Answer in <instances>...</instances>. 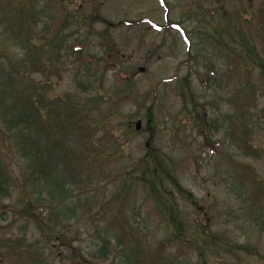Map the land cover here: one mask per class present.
I'll list each match as a JSON object with an SVG mask.
<instances>
[{
    "label": "rangeland",
    "instance_id": "rangeland-1",
    "mask_svg": "<svg viewBox=\"0 0 264 264\" xmlns=\"http://www.w3.org/2000/svg\"><path fill=\"white\" fill-rule=\"evenodd\" d=\"M263 13L264 0H0L1 100L24 114L29 85L44 91L45 111L57 109L53 101L61 110L71 95L91 118L101 116L87 135L92 143L106 131L119 139L112 155L90 165L92 191L81 179L55 206L46 187L30 190L36 208L28 212L19 186L0 193V264H149L139 261L141 247L161 242L166 254L180 248L175 264H264V196H254L256 184L248 180L255 174L264 186V75L235 53L243 38L264 48ZM51 47L54 58L34 67L30 53L44 48L47 59ZM201 119L211 124L205 131ZM232 126L244 139L228 135ZM33 129L45 143L47 132ZM9 135L0 138V161L16 177L25 157L14 140L20 134ZM71 136L70 146L83 152ZM158 153L184 191L161 171L154 177L160 189L150 188ZM133 167L134 179L125 180L122 173L131 175ZM55 178H48L50 188ZM124 182L127 199L115 201ZM164 195L182 220L178 237ZM40 209L41 217L32 214ZM59 212L64 228L54 225ZM121 218L133 235L123 236ZM203 230L205 247L196 239ZM103 242L107 248L99 247Z\"/></svg>",
    "mask_w": 264,
    "mask_h": 264
},
{
    "label": "trees",
    "instance_id": "trees-1",
    "mask_svg": "<svg viewBox=\"0 0 264 264\" xmlns=\"http://www.w3.org/2000/svg\"><path fill=\"white\" fill-rule=\"evenodd\" d=\"M262 18H264V13ZM263 22L260 21V23ZM261 38L264 42V29L261 31ZM243 42L245 43V47L241 50L236 51L237 55L241 58L246 60L250 65H258L260 68L261 73L264 75V48L259 49L257 46L253 43H249L243 38ZM44 49V48H43ZM42 49V50H43ZM231 49V48H230ZM41 50V51H42ZM233 50V49H232ZM38 51L37 54H31L29 57V61H34V67H41L44 69V66H46L45 62L50 61L54 58L56 55V51L54 54V50L51 47V49H48V53H52L48 56L47 59L44 58V54L46 53L45 50ZM40 55V56H39ZM38 56V57H36ZM43 62V64H42ZM25 63V62H24ZM44 65V66H43ZM33 89L31 90L32 86L29 85L28 89L26 88L23 93L25 94V102L28 105L27 110L24 114H21L17 110L16 103H10L1 100L0 98V119H1V126H0V138L1 141L5 139L6 133L12 134L9 135L11 138H13L17 133L20 134V140L15 139L17 141V152L20 153L19 157H25L21 174L19 176H11L9 173L10 165L8 161H4L1 159L0 161V193H11V187L19 186L22 190V195L20 196L19 200L21 203V209L25 212H28L29 208L31 211L32 206L36 208L35 204L33 205L32 200L29 198V191H37L41 190L43 187H46L48 194L50 196V202L56 203L55 206L59 204V202H66L68 199V191H74L75 187L73 184L77 183V181H80L82 184V180L84 181L83 185H89L91 187L97 188L94 183H92L93 176L90 174V165L96 164L97 162H100V158H106L112 155L114 152L112 151L113 148L119 146L118 138H116L113 134L108 133L106 131L105 134H103L96 143H92L91 140L88 139L90 130L92 127H97V125L101 122L98 118L95 117L91 118L90 114L84 113L85 108L83 104L80 102L79 99L73 98L71 95H66L65 98H63V105L61 107V110H59V105L57 101H53L54 105L57 106V109H54L52 106L46 109V102L43 99L42 93L44 92L42 89L38 92H35L38 90V86L36 84H33ZM23 90V89H22ZM28 90V91H27ZM1 97V96H0ZM46 112V114H45ZM81 112L82 115L79 113ZM150 117V121L152 120V117ZM30 125V126H29ZM130 125V124H128ZM211 124L207 123V120L201 119L199 126L201 131H205L206 128H208ZM33 126V130L38 131H46L47 133H44L46 135L44 137L45 143L42 142V144L38 143V137H34L31 134V127ZM16 129V132L13 133V130ZM239 130L241 133H243L244 136L247 135V129L246 125L240 123ZM69 134L70 136L72 134H75V138L78 137L79 141L83 142V152L76 151L75 148H72L69 143L70 136H67ZM229 136L239 139H244L243 136L240 137L236 133V126H232L231 132L228 133ZM237 135V136H236ZM72 137V136H71ZM30 140H32L30 142ZM88 140V146H85V141ZM4 141V140H3ZM35 142V146L33 143ZM245 143V142H244ZM112 145V146H111ZM212 147H215L213 142L209 144ZM30 146V147H29ZM256 152V150H254ZM70 155V157L68 155ZM57 155L56 159L54 161V165L50 166V163H48V159H50L52 156ZM63 156V158H62ZM92 156V157H91ZM162 156H165L164 154ZM162 156L160 153L155 154L152 159V168L153 172H149L150 177L148 178L149 186L151 189H160L156 180H154V177L159 178V171L163 173H167V176L174 181L177 188H179L181 191H184L180 186L177 179L174 178L173 175H171L169 166L166 167L163 165V162L161 160ZM169 158V156H168ZM60 159H64L65 167L64 170L68 171L70 179L66 176L65 172H61L59 170V162ZM60 160V161H59ZM171 161V169H175L176 164ZM241 165V164H240ZM245 168V167H244ZM247 169V168H245ZM248 170V169H247ZM138 168L133 167L131 170V175H128L127 173L123 172L122 177L126 179L132 180L133 176L137 174ZM59 172V174H58ZM52 173L56 174L55 181L57 182V187L50 188L49 184V177L52 175ZM161 174V173H160ZM69 179V181H67ZM80 179V180H78ZM82 179V180H81ZM134 179V178H133ZM124 180V181H125ZM161 178L159 179V183ZM248 180H250L252 183H255L256 185L253 187V195L256 197L264 196V186H262L259 181L257 180L255 174H251L248 177ZM66 182L69 183V186L67 188ZM121 187L118 189V192L115 193V196L113 199L116 201L121 198L120 202L122 200H126L128 196V190L130 189V186L124 182ZM128 186V187H127ZM73 187V188H72ZM56 188H58V194L56 193ZM44 190V188L42 189ZM42 192V191H41ZM155 192V191H154ZM163 202L166 210L169 211V217L168 219L174 221L176 229L179 231H175L176 237L182 233L181 223L182 220L178 219V216L174 213V210L169 208V200L164 195ZM43 213V210H39L38 212L33 211L32 214H38L41 217ZM66 213V212H65ZM67 215H70L66 213ZM64 217L66 215L59 212V217L53 219L57 220L54 225H57V222H59L60 228H64L63 223H65ZM52 219V218H49ZM122 220H125V218L120 219V228L122 229V234L124 237H129V235H133L130 233L132 231V226L129 224H125L128 228V231L125 232L124 224L125 222H122ZM208 234L206 233V230H203L200 233V238H196L199 244L203 247L206 246V240L208 239ZM123 238H119V240H122ZM128 244V243H127ZM126 244V246H127ZM99 247L107 248L106 244L104 242L99 245ZM243 248L245 246H242ZM141 252V255H139V261H149V264H175V261L173 260V257H177L180 248H176L175 252L166 254V246L164 242H161L157 244L153 248H143ZM106 250L102 251L103 255L106 256Z\"/></svg>",
    "mask_w": 264,
    "mask_h": 264
},
{
    "label": "water",
    "instance_id": "water-1",
    "mask_svg": "<svg viewBox=\"0 0 264 264\" xmlns=\"http://www.w3.org/2000/svg\"><path fill=\"white\" fill-rule=\"evenodd\" d=\"M140 125H141V120H137V122H136V128L137 129L140 128Z\"/></svg>",
    "mask_w": 264,
    "mask_h": 264
}]
</instances>
